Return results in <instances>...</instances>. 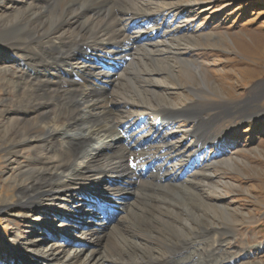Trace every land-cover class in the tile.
I'll return each mask as SVG.
<instances>
[{
	"label": "rangeland",
	"instance_id": "obj_1",
	"mask_svg": "<svg viewBox=\"0 0 264 264\" xmlns=\"http://www.w3.org/2000/svg\"><path fill=\"white\" fill-rule=\"evenodd\" d=\"M137 1L141 11L156 13L154 20L146 19L145 26L163 23L176 29L166 35L156 34L151 39L143 40L144 43L152 40L161 42L160 47L167 53L155 57L149 48L142 45L131 56L116 60L119 51H114L106 57L104 64H99L98 60L94 67L103 71L111 66L112 70L105 71L117 76L111 82L104 79L99 86L105 87L108 96L154 104L157 108L167 106L179 115L160 124V139L166 142L165 145L183 148L184 161L195 151L194 160L200 156L205 162L196 165L185 162V169L197 170L202 165L209 175V184L198 186L196 182H193L194 185L189 183L196 179L194 174L184 181L180 180L179 185H175L174 180L170 184L155 181L163 187L156 188L159 200L153 209L148 205L153 203L150 194L155 193L156 189L145 182L148 175L154 174L150 170L143 178H139L140 172L138 177L135 173L134 178L130 175L131 185L127 187L131 194L124 195V203L113 199L114 203L104 199V194L94 192L86 198L43 192L37 206H24L17 201L27 175H20L19 171L25 165L34 164L37 159L31 150L25 148L22 149L23 155H17L16 161L6 162L5 152L1 150L3 143L0 132V264H54L50 260L55 259L50 250L53 238L60 239L61 249L68 247L65 241L73 245L85 242L76 226L93 217L96 221L105 219L98 211L92 210L99 203L112 207L110 212L115 205L119 206L116 207L119 213L108 218V222H119L124 232L126 228L119 215H128L132 219L130 222L134 221L129 229L131 236L125 234L127 237L120 240L124 247L133 244L160 258L166 252L172 253V248L165 245L167 241L176 243L177 237L184 236L188 240L191 238L189 242L193 244L179 256L183 264H264V0H166L170 2L172 10L164 19L157 18V4H162L160 0L155 2L157 4L148 0ZM26 2L0 1V27L12 19V7L23 6ZM137 19L135 17L131 22L133 26ZM7 39L0 35V103L15 98L19 90L34 88L36 83L49 78L58 68V64L48 67L29 64L27 54H15L4 46L11 42ZM135 42L134 46L142 44L136 39ZM75 44V40L68 42L71 48ZM194 68H198L200 75ZM0 107L10 112L15 108L11 104H1ZM145 119L149 120L148 124H157L151 116ZM172 121L173 124L169 125L171 128L167 130V134L170 132L171 135L161 136L160 130L164 132L167 123ZM196 124L204 129L202 132L208 137L206 145L201 146L200 142L194 147L193 133L187 130ZM141 125L136 124L135 127ZM14 139L15 135L10 133L6 142ZM155 164H158V169L160 164L158 161ZM179 172L177 175L172 172L171 175L178 178L181 170ZM108 182L109 185L111 182L127 185L126 181L119 179ZM189 184L196 194L182 190ZM146 196H150V199ZM78 198L85 202L77 201ZM40 205H43L42 208ZM63 217L71 222V231L61 221ZM149 221L153 222L151 227ZM143 225L158 230L155 241L134 236ZM174 225L178 229L173 228ZM202 225L205 229L219 228L221 231L215 236L211 232H204ZM114 232V235L107 232L102 242L108 238L119 241V232ZM214 240L220 241L219 249H214ZM146 244L151 250L146 248ZM139 256L140 253L136 259ZM188 256L190 260L186 259Z\"/></svg>",
	"mask_w": 264,
	"mask_h": 264
},
{
	"label": "bare ground",
	"instance_id": "obj_2",
	"mask_svg": "<svg viewBox=\"0 0 264 264\" xmlns=\"http://www.w3.org/2000/svg\"><path fill=\"white\" fill-rule=\"evenodd\" d=\"M148 1L155 3L158 0ZM160 1L162 4L155 3L159 12L157 18L164 19L171 14L172 6L170 2H165L166 0ZM12 10V19L0 27V35L11 41L4 46L9 47L15 54L21 52L27 54L28 63L37 64V67L58 64V68L49 75V78L36 83L30 90H19L15 98L0 103L2 106L7 104L15 106L12 112L0 107L2 117L0 128H3L0 131L3 143L1 150L5 152V161H16L17 155H23L22 149L25 148L31 150L37 159V162L25 165V168L19 171L20 175L24 173L27 175V181L20 183L22 187L18 192V204L37 206L43 192L85 198L94 192L97 195L104 194V199L110 201L115 199L119 202L121 200L124 203V195L131 194L127 187L131 185L130 175L132 178L135 174L138 177V172L148 169L142 166L157 161L160 167L156 169L155 174L148 175L145 181L155 189L163 187L155 181L170 184L174 180L175 185H179L180 180L188 177L183 175L187 170L184 161L185 150L177 145H165L166 142L161 140L158 134L161 123L169 119L174 120L179 115L177 116L167 106L157 108L153 106L154 104L136 103L129 99L108 96L105 87L99 86V83L104 79L111 82L117 75H109L105 71L112 70L111 66L103 71L94 67L98 60L99 64H104L106 57L114 51H119L115 58L121 60L131 56L133 51L142 45L149 48L155 57L167 53L162 46L160 47L161 42L152 40L150 43L146 41L144 43L143 40L151 39L156 34L166 35L176 29H171L169 25L164 26L163 23L145 26L146 19L154 20L156 13L141 11L137 0H27L25 5H16ZM135 17L141 20V29L139 26L134 30L131 22ZM135 39L142 44L137 43L134 46ZM71 40L76 42L72 48L68 45ZM169 50L171 51L170 47ZM116 60L113 61L114 64ZM194 70L200 75L198 68ZM63 75L68 77L64 78ZM118 99L121 101H118L119 106L116 104ZM147 116L153 117L157 124L153 126V123L148 124L144 121L141 127H135L140 118ZM197 125L191 128L192 130H187L193 133L194 147L200 142L201 146L206 145L208 141L207 135L202 132L204 129ZM10 133L15 135V139L6 142V137ZM180 170L181 174L177 178L175 175L180 173ZM172 172L175 175L172 176ZM193 174L198 180L192 179L189 183L194 185L196 182L198 186L209 184V175L202 165ZM141 177L140 173L139 178ZM112 179L126 181L127 185L121 186L116 182L109 185L108 180ZM182 190L196 194L190 184L184 186ZM158 193L156 189L155 193L150 194L153 203L148 205L149 208L155 209V202L159 200ZM76 200L85 202L80 198ZM40 206L42 208L43 205ZM92 210L102 211L96 206ZM118 218L123 221L125 232L119 226V222L109 224L103 218L96 221L94 217L89 221H81L76 227L80 229L79 232L86 244L78 242V245H73L72 242L65 241L68 242V247L61 249L60 239L54 237L50 250L55 259L50 260L54 264H183V259L179 256L193 244L189 242L191 238L188 240L182 235L183 237H177L176 243L167 241L165 245L172 248V253L166 252L160 258L153 257L133 244L129 247L123 246L120 240L126 235L131 236L129 229L134 221L130 222L132 219L128 215L126 217L119 215ZM61 221L70 227V231L72 230L71 222L66 217L61 218ZM149 222L151 227L153 222ZM143 226L139 227L140 230L135 232L134 236L145 238L146 241H155L158 230L156 228L153 230L148 225ZM172 227L178 229L175 225ZM201 228L215 236H218L220 230L205 229L203 225ZM116 231L120 234L119 241L111 237L112 239L108 238L102 242L104 240L102 237L107 232L113 234ZM213 243L214 249L220 248V241L214 240ZM149 247L146 244V248L151 250ZM139 253L140 256L136 259ZM186 259L190 260V256Z\"/></svg>",
	"mask_w": 264,
	"mask_h": 264
}]
</instances>
